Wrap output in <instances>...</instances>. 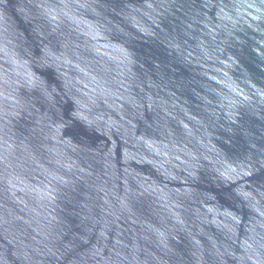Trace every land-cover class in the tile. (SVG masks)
I'll list each match as a JSON object with an SVG mask.
<instances>
[{"label": "water", "instance_id": "obj_1", "mask_svg": "<svg viewBox=\"0 0 264 264\" xmlns=\"http://www.w3.org/2000/svg\"><path fill=\"white\" fill-rule=\"evenodd\" d=\"M0 264H264V0H0Z\"/></svg>", "mask_w": 264, "mask_h": 264}]
</instances>
